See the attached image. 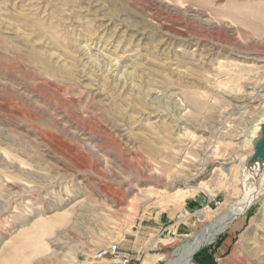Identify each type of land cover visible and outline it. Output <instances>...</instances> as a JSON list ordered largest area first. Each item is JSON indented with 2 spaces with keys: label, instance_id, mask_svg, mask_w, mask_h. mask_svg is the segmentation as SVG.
Returning <instances> with one entry per match:
<instances>
[{
  "label": "rangeland",
  "instance_id": "374dc122",
  "mask_svg": "<svg viewBox=\"0 0 264 264\" xmlns=\"http://www.w3.org/2000/svg\"><path fill=\"white\" fill-rule=\"evenodd\" d=\"M263 120L264 0H0V264H264Z\"/></svg>",
  "mask_w": 264,
  "mask_h": 264
},
{
  "label": "bare ground",
  "instance_id": "6f19581e",
  "mask_svg": "<svg viewBox=\"0 0 264 264\" xmlns=\"http://www.w3.org/2000/svg\"><path fill=\"white\" fill-rule=\"evenodd\" d=\"M257 189L262 192V190H264V186L260 185ZM250 201L251 198H244L242 202L240 201L236 206L234 205L235 207H232L230 210L226 211L214 225L210 226L209 228H205L201 232L196 234L191 244H185L184 246H182V248H180L176 253L175 258L170 259L167 264H188L192 256L197 253L200 248L202 249L203 246L210 243L214 235L222 231L231 220L244 213V211L246 210V206L248 203H250Z\"/></svg>",
  "mask_w": 264,
  "mask_h": 264
},
{
  "label": "water",
  "instance_id": "95a60500",
  "mask_svg": "<svg viewBox=\"0 0 264 264\" xmlns=\"http://www.w3.org/2000/svg\"><path fill=\"white\" fill-rule=\"evenodd\" d=\"M246 168L251 177L261 176V179H264V120L259 124L258 131L252 145V154L247 160Z\"/></svg>",
  "mask_w": 264,
  "mask_h": 264
},
{
  "label": "built area",
  "instance_id": "2783aa9c",
  "mask_svg": "<svg viewBox=\"0 0 264 264\" xmlns=\"http://www.w3.org/2000/svg\"><path fill=\"white\" fill-rule=\"evenodd\" d=\"M98 258L108 257L112 264H132L131 255L119 248L117 244H111L97 253Z\"/></svg>",
  "mask_w": 264,
  "mask_h": 264
},
{
  "label": "crops",
  "instance_id": "0c3cea01",
  "mask_svg": "<svg viewBox=\"0 0 264 264\" xmlns=\"http://www.w3.org/2000/svg\"><path fill=\"white\" fill-rule=\"evenodd\" d=\"M132 264H133V261H132Z\"/></svg>",
  "mask_w": 264,
  "mask_h": 264
}]
</instances>
